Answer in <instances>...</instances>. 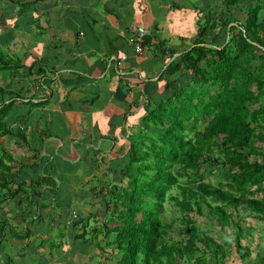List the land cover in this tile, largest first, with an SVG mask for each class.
Segmentation results:
<instances>
[{"label": "trees", "instance_id": "trees-1", "mask_svg": "<svg viewBox=\"0 0 264 264\" xmlns=\"http://www.w3.org/2000/svg\"><path fill=\"white\" fill-rule=\"evenodd\" d=\"M190 2L199 16L191 47L168 63L159 78L161 88L154 82L144 84L147 103L139 124L129 126L126 156H115L108 163V184L95 190L99 201L93 203L104 208L107 222L92 229L90 241L102 237V253H114L112 261L104 256L109 264H208L211 258L223 264L230 249L245 260L249 252L242 244V220L231 209H246L253 219L264 217V0H218L212 8L202 7L199 0ZM169 53V59L173 58L175 51ZM20 68L18 58L0 49V71ZM177 73L180 75L173 78ZM123 96L118 97L123 100ZM13 101L0 106V123L5 121L0 135L19 139L28 147L22 123L7 117ZM37 147L45 149L44 140ZM11 155L6 151L0 155L3 199L31 191L40 198V190L49 188L53 201L40 203L38 208L37 203L35 214L24 216L28 209L22 210L14 216L17 225L4 216L0 201V245L5 233L4 249H13L11 254L2 253L0 264H31L39 257L41 263L37 264H48L41 251L51 255L65 246L68 237L74 253L80 248L81 256L92 260L95 255L86 252L92 245L85 238L84 218L73 220L70 227L75 233L52 231L51 218L80 212L65 176L73 164L56 156L58 163L54 154L40 156L37 150L34 164L17 163L25 168L22 174L30 170L33 175L14 181L16 162ZM166 202L180 212L183 239L174 240L172 235L178 236L175 226L161 218ZM48 212L54 214L48 216ZM191 214L214 220L220 233L227 232L229 241L214 238L209 232L212 229L204 232ZM43 216L51 226L44 235L39 233L41 229L34 230V221L42 222ZM82 228L83 233L76 232ZM35 237L40 243L31 247L27 243ZM32 250L36 256L31 255ZM65 264H73L71 258ZM260 264H264L262 257Z\"/></svg>", "mask_w": 264, "mask_h": 264}, {"label": "crops", "instance_id": "crops-1", "mask_svg": "<svg viewBox=\"0 0 264 264\" xmlns=\"http://www.w3.org/2000/svg\"><path fill=\"white\" fill-rule=\"evenodd\" d=\"M199 1L204 8L218 2ZM198 18L190 0H0V49L21 64L18 71H0V106L14 99L7 117L22 123L28 145L0 135V150L6 149L16 162L13 180L31 176L29 170L22 174L25 168L17 163L34 164L37 150L40 156L55 155L57 150L73 164L71 173L81 168L79 157L72 160L86 147L81 140L91 147L97 143V149L101 143L110 145L107 152L102 150L106 163L117 156L126 144L106 135L123 133L128 123L141 117L147 103L144 84L154 82L161 88L159 78L168 63L192 45ZM138 27L148 30L140 54L131 43ZM171 50L175 54L169 59ZM123 55L127 58L119 65L109 61ZM120 95H125L123 100ZM41 99L43 105H30ZM36 114L38 119H31ZM42 121L48 125L46 132L41 130ZM42 140L45 149L37 147ZM64 144L70 145L65 149ZM114 145L118 151L111 154ZM46 189L40 190V198L33 191L19 193L11 205L0 188L2 213L12 221L24 209L29 214L37 203L40 207L52 202Z\"/></svg>", "mask_w": 264, "mask_h": 264}, {"label": "rangeland", "instance_id": "rangeland-1", "mask_svg": "<svg viewBox=\"0 0 264 264\" xmlns=\"http://www.w3.org/2000/svg\"><path fill=\"white\" fill-rule=\"evenodd\" d=\"M195 38H193L194 40ZM180 74L177 73L175 76H173V78H177ZM168 95H172V93L168 94ZM121 110V108H120ZM143 114V113H141ZM139 116V115H138ZM136 119V122H132V124H129V126H133V125H137L139 124V120L140 117ZM31 119L33 120H37V114L33 115L31 117ZM45 122L42 121V125H41V130L46 132L48 129V125L44 124ZM1 124H5V121H2L0 123ZM130 127H126V129L124 130L123 134L122 132L119 131V133H115L114 135H106L108 138H117L119 137L121 139V142H123L124 144H126V142L124 140L126 139L129 134H130ZM138 128V127H137ZM137 128L135 129V132L137 131ZM109 132V131H108ZM115 132V131H114ZM113 132V133H114ZM51 133L55 134L54 128H51ZM59 136H62V133L59 134ZM103 135H98V137L100 138ZM60 139H63V136L60 137ZM66 143H68V140L65 141ZM82 145L86 146L85 148H83V152H85L83 154V152H79L80 155H76L75 157H72V160L78 159L79 157V162L81 163V168L76 171L75 173H71L69 172L68 175H65L67 177V182L71 187V194L75 197L74 200H76V203L79 204L80 206V212L79 215L75 214V212L70 213V216H65L63 215L62 217L57 218H51L53 220V227L54 229L52 230L53 233H62L61 230H66L69 231L68 233H71V231H73L75 233V229L73 227H70L72 225V222H74L73 220H76L77 217L79 218H84L85 221L87 222V229H86V237L85 238H89V242L88 245H92L90 247H88V249L86 250L87 254L90 255H95V257L90 260L89 258H87V256H81V251L79 248L78 252H75L72 250V247L74 246L72 244V238L68 237L66 240V244L65 246H63L61 248L58 247L55 252L48 254V250L47 251H41L42 253H44L42 256H44V258L48 261V264H65L67 263V260H69L71 258V261L73 264H109V261L106 259L109 258L111 261V257L113 258L114 253L110 250H105L106 252H104V254L102 253L101 250V242L102 237L98 238V242H95L94 239L91 240V235L90 234H94L92 233V229L93 228H101V224L103 222H107L106 221V217H105V212H104V208H101V206H99L97 208V204L93 203V202H98V197L96 195V192L98 191V189L101 188H105L108 184L107 180V175L105 174L108 168V163L105 162V159L107 158V156H104L102 154V150H104V152L108 151V148L110 145H106V144H100L99 148H95V146H97V143L92 144L93 146H87V144H83V141L81 140ZM8 144V143H7ZM113 144V143H112ZM111 144V145H112ZM70 144H64L65 149H67V147ZM119 146V145H118ZM124 146V151L121 153V157L122 156H126L127 150L129 149V145ZM115 148H117V145H114L112 147V149L114 150L111 154H114L115 152ZM78 149V148H77ZM79 150V149H78ZM3 151H6V149L0 150V155H2ZM78 153V154H79ZM46 154H48V152H46ZM119 155V153H117ZM49 157L48 155H45ZM59 156V158H61V160H65L61 155L57 154V150L55 153V160L56 162H60L59 159L56 157ZM70 156H66V158H69ZM70 159V158H69ZM113 159H115V156H113ZM54 165V164H53ZM86 168V170H85ZM30 171V170H29ZM31 173V171H30ZM33 175V174H32ZM31 175V176H32ZM209 179L212 180V182L214 183V179L213 177H208ZM96 190V192H95ZM46 192H49L50 189H46ZM172 194L177 193L176 190H172L171 191ZM97 197V198H96ZM73 198V197H72ZM7 203L11 204L13 202H11V200H7ZM33 202L30 203V207H32ZM23 206H25L26 204H22ZM103 206V205H102ZM38 208V206H37ZM21 212V210H20ZM29 212H32V214L37 213L36 209H31L29 210ZM206 212V211H205ZM231 212H233L234 216L239 215V217H241V226L244 228V234L245 237L242 240V244L244 249L248 250V258H245V260H241V258H239V256H237V254L235 253L234 250L230 249L229 247L226 248V251L229 252V255H227L226 259H225V263L223 264H260V258L262 257V259L264 258V217L262 220L259 219H253L250 215L249 212L246 209H240V211H234V209H231ZM51 214H54L52 212H48V216H51ZM73 214H75L77 217H73ZM24 216H28L27 214H25ZM191 217L193 216V219L195 220V222L197 223V226L200 227L201 229H203L204 232H211V235L215 238H217V236L219 238H221V241H229V237L227 236V232L226 234H224L225 232L222 231V233H220L221 231L220 228L218 227V225L216 224V222L212 219H208L207 217L203 218L200 216H197L196 214H191ZM98 218V219H97ZM161 218L164 222H170L173 224V226H175V232L178 234V236H175L174 234L173 239H183L182 238V233H181V229L183 230L185 227L181 226L180 224V212L176 211L175 206L170 204L169 202H166L164 204V210H163V214L161 215ZM69 219V221L71 220V224L69 225V227H67L66 225V221ZM42 222H36L34 221V227L37 229H34L35 231H38L39 229H41V233L42 235H44V233L47 232V227L49 226L48 221H46V218L43 216L41 218ZM57 221V222H56ZM12 224L13 225H17L16 224V219L12 220ZM51 227V226H49ZM72 228V229H71ZM77 233L81 234L83 233V228L77 229L76 230ZM72 233V234H74ZM65 235L67 236V233H65ZM65 236V237H66ZM218 238V240L220 241V239ZM1 245H0V256H2V253L4 254L6 252V254H11L13 252V249L10 251V249H4V247L6 246V242L4 240H8V234L6 236V234L2 233L1 236ZM80 241V240H79ZM79 241L77 242L78 246H79ZM38 243H40V239H36L33 238V240L30 242L28 241L27 244H31V247L36 246ZM81 245L82 242L80 241ZM102 246L105 248H108V246H106V244L102 243ZM28 250V249H27ZM10 251V252H9ZM53 251V250H52ZM9 252V253H8ZM31 255L36 256V254L34 255V252L32 250ZM41 254V253H40ZM106 254V255H105ZM232 256H231V255ZM106 256V257H104ZM40 258H33L31 260V264H37V261H39L38 263H41ZM17 264V262H15ZM19 264V263H18ZM28 264V263H27ZM112 264V263H111ZM180 264H193V263H189L188 261H182L180 262ZM208 264H216V262L213 260V258L208 259Z\"/></svg>", "mask_w": 264, "mask_h": 264}, {"label": "built area", "instance_id": "built-area-1", "mask_svg": "<svg viewBox=\"0 0 264 264\" xmlns=\"http://www.w3.org/2000/svg\"><path fill=\"white\" fill-rule=\"evenodd\" d=\"M148 35V31L144 27H138L136 29L135 36L132 38V45L134 46V51L136 54H140L143 50V42L146 36ZM126 59V56H122L119 59L110 58V61L115 62L117 65L121 64L122 61Z\"/></svg>", "mask_w": 264, "mask_h": 264}, {"label": "clouds", "instance_id": "clouds-1", "mask_svg": "<svg viewBox=\"0 0 264 264\" xmlns=\"http://www.w3.org/2000/svg\"><path fill=\"white\" fill-rule=\"evenodd\" d=\"M146 37H148V35H147ZM145 39H146V38H145ZM145 39H144V42H145ZM144 42H143V44H144ZM133 47H134V46H133ZM143 47H144V45H143ZM190 47H191V46H190ZM142 51H143V50H142ZM141 53H142V52H141ZM123 56H125V55H123ZM120 57H122V56L114 57V58L119 59ZM126 58H127V57H126ZM125 60H126V59H125ZM125 60H124V61H125ZM109 61H110V60H109ZM124 61H122V62H124ZM110 62H113V61H110ZM122 62H121V63H122ZM113 63H115V62H113ZM41 101H42V99H41ZM39 102H40V101H39ZM127 127H129V123L127 124ZM124 130H125V128H124ZM122 134H123V133H122ZM127 138H128V137H127ZM127 138H126V139H127ZM124 141H127V140H124ZM126 146H127V145H126ZM122 149H124V147L120 149L119 155H117V157H119V156L121 155V150H122ZM117 157H115V159H116ZM120 157H121V156H120ZM112 158H113V156H112ZM115 159H111V161H112V160H115ZM73 217L75 218L76 215L73 214ZM66 223H67V224H71V220L69 221V219H68V220L66 221Z\"/></svg>", "mask_w": 264, "mask_h": 264}]
</instances>
